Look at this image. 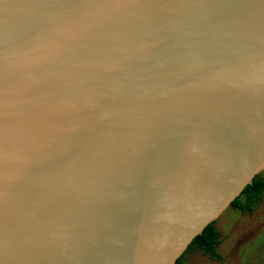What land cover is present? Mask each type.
<instances>
[{
	"label": "water",
	"instance_id": "1",
	"mask_svg": "<svg viewBox=\"0 0 264 264\" xmlns=\"http://www.w3.org/2000/svg\"><path fill=\"white\" fill-rule=\"evenodd\" d=\"M264 168V0H0V264H174Z\"/></svg>",
	"mask_w": 264,
	"mask_h": 264
},
{
	"label": "rangeland",
	"instance_id": "2",
	"mask_svg": "<svg viewBox=\"0 0 264 264\" xmlns=\"http://www.w3.org/2000/svg\"><path fill=\"white\" fill-rule=\"evenodd\" d=\"M264 181V168L257 174ZM242 200V197H241ZM220 259L202 253L198 247L181 257V264H264V191L251 210L227 207L214 221Z\"/></svg>",
	"mask_w": 264,
	"mask_h": 264
},
{
	"label": "trees",
	"instance_id": "3",
	"mask_svg": "<svg viewBox=\"0 0 264 264\" xmlns=\"http://www.w3.org/2000/svg\"><path fill=\"white\" fill-rule=\"evenodd\" d=\"M263 191L264 181L259 179L256 175L252 178L251 183L246 185L240 194L231 202L229 207L241 212L246 210L250 211L253 204L260 201ZM217 244L218 235L213 228L212 222L204 227L199 235L192 239L184 253H186L191 248L198 247L202 250V253L208 254L212 258L220 259V256L216 251ZM183 254L174 262V264H181V257Z\"/></svg>",
	"mask_w": 264,
	"mask_h": 264
}]
</instances>
